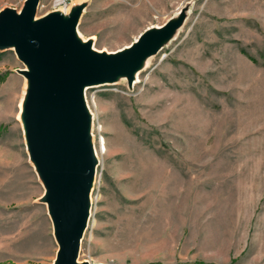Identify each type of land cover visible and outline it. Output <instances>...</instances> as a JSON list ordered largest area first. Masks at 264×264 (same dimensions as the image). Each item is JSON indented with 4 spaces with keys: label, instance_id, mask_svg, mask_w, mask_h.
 Listing matches in <instances>:
<instances>
[{
    "label": "rangeland",
    "instance_id": "rangeland-1",
    "mask_svg": "<svg viewBox=\"0 0 264 264\" xmlns=\"http://www.w3.org/2000/svg\"><path fill=\"white\" fill-rule=\"evenodd\" d=\"M25 2L0 0V12ZM81 4L77 36L100 53L172 33L137 81L83 90L97 163L79 262L264 264V0H71V11ZM58 8L41 0L35 19ZM23 70L0 48V264H57L20 117Z\"/></svg>",
    "mask_w": 264,
    "mask_h": 264
},
{
    "label": "water",
    "instance_id": "water-1",
    "mask_svg": "<svg viewBox=\"0 0 264 264\" xmlns=\"http://www.w3.org/2000/svg\"><path fill=\"white\" fill-rule=\"evenodd\" d=\"M41 0H26L21 12H0V48L14 47L29 81L23 123L30 153L46 185L57 264L79 263L80 243L90 210L96 158L89 137L90 115L83 90L133 80L135 71L172 29L145 32L120 53H100L76 37L83 5L66 20L55 14L35 19Z\"/></svg>",
    "mask_w": 264,
    "mask_h": 264
},
{
    "label": "bare ground",
    "instance_id": "bare-ground-1",
    "mask_svg": "<svg viewBox=\"0 0 264 264\" xmlns=\"http://www.w3.org/2000/svg\"><path fill=\"white\" fill-rule=\"evenodd\" d=\"M68 4H71V0H68ZM72 8H73V6H71V5L68 8H66V9L60 7L57 10L52 11L51 14L58 15L59 17H61L62 20H66V19H68V17L72 13V11H71ZM76 37L82 43H91L90 41L82 40L79 36H77V32H76ZM92 48H93V46H92ZM133 79H134V81L135 80L136 81L138 80V71L137 70L134 73ZM20 114H21L20 117L23 118V115H24V107L21 108ZM93 150H94L95 158H97V153H96V151H95L94 148H93ZM96 161H97V159H96ZM79 263H81V262H79Z\"/></svg>",
    "mask_w": 264,
    "mask_h": 264
},
{
    "label": "built area",
    "instance_id": "built-area-1",
    "mask_svg": "<svg viewBox=\"0 0 264 264\" xmlns=\"http://www.w3.org/2000/svg\"><path fill=\"white\" fill-rule=\"evenodd\" d=\"M55 7H61V8H68L70 4H68V0H53Z\"/></svg>",
    "mask_w": 264,
    "mask_h": 264
},
{
    "label": "crops",
    "instance_id": "crops-1",
    "mask_svg": "<svg viewBox=\"0 0 264 264\" xmlns=\"http://www.w3.org/2000/svg\"><path fill=\"white\" fill-rule=\"evenodd\" d=\"M82 5V4H81ZM81 5H79V6H81Z\"/></svg>",
    "mask_w": 264,
    "mask_h": 264
}]
</instances>
